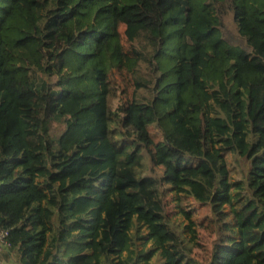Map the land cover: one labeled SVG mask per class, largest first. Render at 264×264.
I'll return each mask as SVG.
<instances>
[{
    "label": "trees",
    "instance_id": "obj_1",
    "mask_svg": "<svg viewBox=\"0 0 264 264\" xmlns=\"http://www.w3.org/2000/svg\"><path fill=\"white\" fill-rule=\"evenodd\" d=\"M0 227L19 264H264V0H0Z\"/></svg>",
    "mask_w": 264,
    "mask_h": 264
},
{
    "label": "rangeland",
    "instance_id": "obj_2",
    "mask_svg": "<svg viewBox=\"0 0 264 264\" xmlns=\"http://www.w3.org/2000/svg\"><path fill=\"white\" fill-rule=\"evenodd\" d=\"M176 195L171 193L168 202L169 207L172 210L171 216L169 217L170 225L179 233L183 234V227L187 226L189 222H186L185 219L181 216H174L175 212L177 213L179 210L174 209L175 203L173 200L175 199ZM177 205V204H176ZM175 211V212H174ZM205 214H202L204 216ZM197 219V218H195ZM187 236L190 238L191 235L187 233ZM212 239L208 238L207 235L200 233V238L194 242L187 241L186 246L190 250V253L199 261L205 263L208 257H210L211 250H212ZM197 242L201 244H197Z\"/></svg>",
    "mask_w": 264,
    "mask_h": 264
},
{
    "label": "built area",
    "instance_id": "obj_3",
    "mask_svg": "<svg viewBox=\"0 0 264 264\" xmlns=\"http://www.w3.org/2000/svg\"><path fill=\"white\" fill-rule=\"evenodd\" d=\"M8 237H9V231L7 229L0 227V253L4 252L5 249L11 246Z\"/></svg>",
    "mask_w": 264,
    "mask_h": 264
},
{
    "label": "crops",
    "instance_id": "obj_4",
    "mask_svg": "<svg viewBox=\"0 0 264 264\" xmlns=\"http://www.w3.org/2000/svg\"><path fill=\"white\" fill-rule=\"evenodd\" d=\"M5 251H8V250L5 249ZM4 252L0 253V264H19L18 258L15 255H11L10 259L2 258V255Z\"/></svg>",
    "mask_w": 264,
    "mask_h": 264
}]
</instances>
